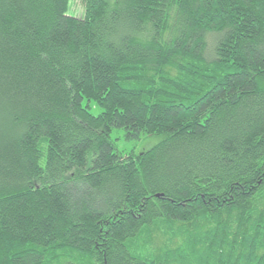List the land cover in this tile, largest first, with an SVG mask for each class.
Returning a JSON list of instances; mask_svg holds the SVG:
<instances>
[{"label": "trees", "instance_id": "obj_1", "mask_svg": "<svg viewBox=\"0 0 264 264\" xmlns=\"http://www.w3.org/2000/svg\"><path fill=\"white\" fill-rule=\"evenodd\" d=\"M69 2L0 0V264H264V0Z\"/></svg>", "mask_w": 264, "mask_h": 264}, {"label": "rangeland", "instance_id": "obj_2", "mask_svg": "<svg viewBox=\"0 0 264 264\" xmlns=\"http://www.w3.org/2000/svg\"><path fill=\"white\" fill-rule=\"evenodd\" d=\"M69 13L80 17L83 13V7L80 0H70ZM100 111L95 105H92L91 112L97 114ZM122 129H112L110 139L113 143L114 151L124 154L128 153H140L141 151L148 149L155 145L160 137L157 135L141 136L139 140H125Z\"/></svg>", "mask_w": 264, "mask_h": 264}]
</instances>
